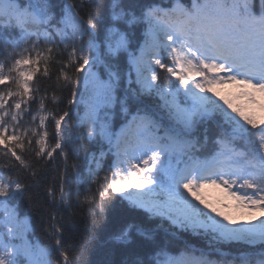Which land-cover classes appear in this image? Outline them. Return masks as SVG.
<instances>
[{
  "label": "snow or ice",
  "instance_id": "1",
  "mask_svg": "<svg viewBox=\"0 0 264 264\" xmlns=\"http://www.w3.org/2000/svg\"><path fill=\"white\" fill-rule=\"evenodd\" d=\"M50 61L68 93L54 109L34 86ZM228 85L252 104L264 96V0H0V264H78L96 240L66 239L56 212L49 242L30 239L19 204L33 185L20 176L38 184L61 159L51 205L88 206L94 220L126 205L107 264H264V219L240 223L198 199L211 184L264 212V118L217 91ZM184 233L210 237L221 258L196 255Z\"/></svg>",
  "mask_w": 264,
  "mask_h": 264
},
{
  "label": "trees",
  "instance_id": "2",
  "mask_svg": "<svg viewBox=\"0 0 264 264\" xmlns=\"http://www.w3.org/2000/svg\"><path fill=\"white\" fill-rule=\"evenodd\" d=\"M58 4H63L65 0H56ZM67 2H73V0H67ZM76 3H80V0H75ZM87 0H85V3ZM102 3L103 0H100ZM157 4H167L168 0H155ZM186 3L190 4L191 0H186ZM89 11L88 8H84V13L86 14ZM94 12H99L100 9H93ZM50 75L51 78L42 77L38 74L37 83L34 86H39L41 92L39 95H47L46 106L49 109H54L55 105L51 103L53 96L58 97V103L60 101L64 102L66 105V99L68 97L67 92H61L58 86V77H59V64L54 61H50ZM59 84H62V79L59 80ZM2 87V86H0ZM38 105H33V109L37 108ZM81 115L83 113L81 112ZM253 118L259 120L264 118V113L251 115ZM27 119V118H26ZM123 115H117L113 120V126L118 131L120 124L123 122ZM209 135L215 137V135L220 131L218 125L213 122L208 125ZM51 131V129H50ZM83 155V153H82ZM71 162V161H70ZM62 159L56 160L48 167L41 166L39 169L37 184L30 176L26 174H21L20 179L30 185H33L31 190L26 193L25 198L20 202V210L30 216V223L33 228V232L30 234V239L32 241H41L43 244H47L48 238L45 232V229L48 226L49 215L52 212H56L57 219L60 220L63 218L62 222L64 223L66 231V239L71 238L73 240L88 239L92 233H95L96 240L91 244L87 250H85L80 255L78 264H107V261L114 259L108 248L105 245V241L109 239L110 229L113 223L117 218L122 217L126 214V205L121 206L119 204L113 205L108 209L106 218H98L94 220L88 213V206L72 207L71 209L60 208L57 209L55 206L51 205L50 199L47 196V189L51 187L54 183V177L58 181L60 175V168L62 166ZM85 166V161H80V168L83 170ZM212 189H215L213 185L209 184L199 191V200H202L204 204H207L209 192ZM220 194L224 195L223 199L229 200L228 203L230 207L228 209V214L231 216H237L240 218L241 223L255 220L256 223L260 219H264V212L260 211H250L242 210L236 206V201L233 200L223 189L220 191ZM31 197V202L29 201ZM209 206V205H208ZM210 207V206H209ZM182 239L187 241L188 247L196 254L200 255L201 253L208 254L211 253L212 259H220L218 253L214 251L213 248L209 247L210 243H213L210 240V237H196L191 233L182 234ZM222 250L226 253H230L227 257L228 259L232 258V255L235 254V248H229L227 246H220ZM184 250L183 244H173L169 247L168 251L170 255L178 256Z\"/></svg>",
  "mask_w": 264,
  "mask_h": 264
},
{
  "label": "rangeland",
  "instance_id": "3",
  "mask_svg": "<svg viewBox=\"0 0 264 264\" xmlns=\"http://www.w3.org/2000/svg\"><path fill=\"white\" fill-rule=\"evenodd\" d=\"M217 91H219L221 95H224L227 98L233 100L236 105L243 107L249 115L264 113V96H261L258 93L254 94L256 103L252 104L247 99L238 98L239 89L234 86H224L218 88ZM213 187L215 189L211 188L208 196H206V198H208V205L210 206V208H214L217 211L221 212L223 215L230 217V215L228 214V209L230 207V204L228 203L229 200L227 201L223 199L224 195L220 194V191L223 190V187ZM231 219L241 223L240 218H238L237 216H231ZM252 222L256 221L252 220Z\"/></svg>",
  "mask_w": 264,
  "mask_h": 264
}]
</instances>
